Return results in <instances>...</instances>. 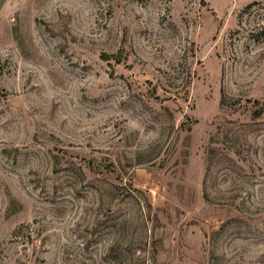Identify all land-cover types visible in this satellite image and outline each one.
Listing matches in <instances>:
<instances>
[{
	"label": "rangeland",
	"instance_id": "obj_1",
	"mask_svg": "<svg viewBox=\"0 0 264 264\" xmlns=\"http://www.w3.org/2000/svg\"><path fill=\"white\" fill-rule=\"evenodd\" d=\"M0 264H264V0H0Z\"/></svg>",
	"mask_w": 264,
	"mask_h": 264
}]
</instances>
